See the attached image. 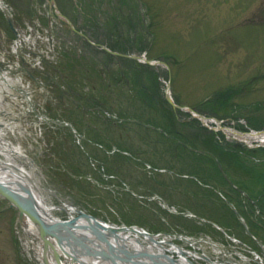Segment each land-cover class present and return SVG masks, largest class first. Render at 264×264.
<instances>
[{"label": "rangeland", "instance_id": "rangeland-1", "mask_svg": "<svg viewBox=\"0 0 264 264\" xmlns=\"http://www.w3.org/2000/svg\"><path fill=\"white\" fill-rule=\"evenodd\" d=\"M50 2L0 0L22 31L25 49L35 51L30 56L46 77L43 82L50 81L43 87L32 83L35 112L29 118L46 116L28 128L38 142L25 149L40 166L35 172L44 194L54 204L67 202L106 223L134 224L154 234L207 236L201 245L209 255H217L211 242L223 250L220 255L228 250L233 254L225 257L240 261L241 255L249 257V264H264V182L259 179L264 169L259 148L264 146L248 147L219 130L204 131L190 113L172 108L165 98L169 86L180 106L218 116L236 130L264 128V0ZM55 9L82 34L65 20L56 21ZM13 39L0 11V52L13 54ZM101 45L117 53L103 52ZM120 53L164 64L140 65ZM102 109L119 119L142 118L149 128L183 131L188 135L183 141L210 154L175 148L171 139L157 144L158 131L138 128L148 135L142 140L116 127L125 121L102 120L97 113ZM48 117L69 122L80 136ZM115 145L117 152L110 153ZM138 148L150 163L162 157L167 168L193 178L131 173L118 159L132 157ZM224 153L229 157L223 159ZM117 167L121 181L110 177L118 174ZM153 194L164 203L144 197ZM7 207L0 198V264H38L22 237L17 210ZM55 214L68 215L64 210Z\"/></svg>", "mask_w": 264, "mask_h": 264}, {"label": "bare ground", "instance_id": "bare-ground-1", "mask_svg": "<svg viewBox=\"0 0 264 264\" xmlns=\"http://www.w3.org/2000/svg\"><path fill=\"white\" fill-rule=\"evenodd\" d=\"M55 12V19L56 21H59L60 19L65 20L69 28L75 32V26L67 21L64 16L61 14H58L56 9ZM158 64V63H157ZM161 64V63H160ZM6 85L10 87V82H3V84L0 85V95L1 94H7ZM167 85V83H166ZM19 89H22L23 91H26V93L29 92V88L25 84L20 85ZM168 92V90H167ZM15 100V99H12ZM26 101H31V95L28 93L26 94ZM12 103L19 104V101H12ZM32 105V102H30ZM21 109V108H20ZM22 110H27L22 108ZM7 112L3 113V115H6ZM197 115V114H196ZM1 112H0V180L7 181L10 183H14L17 175L20 177H23L26 179L27 184L30 187V184L34 185L36 187V190H33L34 196L32 198L33 203L38 206L39 209L44 211L47 216H45V219L49 221V223L53 225H60L61 223L65 222V220L72 218L74 213L72 212V209L70 207V204L67 202H62L61 204L57 205L54 204L51 201V198L49 195L44 194V192L39 188L37 179L35 176L34 168H28L25 166L24 163H22V160L25 162L26 160H31L29 155H26L24 152L23 145L20 144L19 141H13L18 133H23L25 130V127L17 126L14 124L11 120L10 121H1ZM4 122V123H1ZM207 122V121H204ZM38 123V122H37ZM36 124V123H34ZM14 128H17L14 130ZM227 135V138L229 139H235L236 141H239L243 144H246L248 146H255V145H264V129H261L260 131H250L248 133L238 132L233 129L224 128L222 127ZM22 159V160H21ZM29 162V161H28ZM32 162V161H31ZM33 165V163H32ZM18 167L19 169H15V167ZM1 168H5L6 170H1ZM14 171V173L9 171ZM14 179V180H13ZM16 185L20 191L23 192L21 187L16 182ZM33 188V187H30ZM66 211L68 213L67 217H60L59 214H55V211ZM84 224L82 221L80 225ZM28 225V226H27ZM22 229V237L24 239L25 244L29 246V249L34 254L36 260L38 261V264H41V251L43 249V236L41 232L37 230V227L30 222H27L26 224H23ZM122 235H130L136 238L143 244L142 247H145L146 249L150 250L153 254L158 256V259L162 260L164 263H168L166 257H169L173 260H175L176 264H194L193 260L196 257L195 250H185L183 247L175 244L172 242L173 238L180 239L186 244H190L195 249V244H200L201 240H191L188 237L179 236V235H173V234H161V235H154L152 238L146 237L145 230L141 228H136L135 230H122ZM157 241V242H156ZM206 241V240H205ZM208 241V240H207ZM197 242V243H195ZM153 248V246H155ZM210 245H212L215 254L219 253V249L215 247L210 242ZM47 246L54 249L62 259H65V264L69 262H72L67 259V256L70 255V252L67 254L65 252L64 248L58 243L57 239L55 237H49V240L47 242ZM141 246L137 242H132V247L134 248H141ZM75 247H71L73 249ZM75 248L74 250H76ZM79 250V249H77ZM85 253V252H84ZM81 253L80 251H77L76 257L79 258V262L77 264H80L83 260V258H86V254ZM82 260V261H81ZM189 261V262H188ZM191 261V262H190ZM101 262V260L99 261ZM210 264H218L217 260H211L209 262ZM74 264V263H73Z\"/></svg>", "mask_w": 264, "mask_h": 264}, {"label": "water", "instance_id": "water-1", "mask_svg": "<svg viewBox=\"0 0 264 264\" xmlns=\"http://www.w3.org/2000/svg\"><path fill=\"white\" fill-rule=\"evenodd\" d=\"M50 3L54 5V0H51ZM7 21L11 25V21L9 19ZM76 32L81 35L80 31ZM103 48L114 54L116 53L105 47ZM129 57L148 64L162 63L155 59L142 60L135 55H129ZM165 98L174 109L195 112L193 108L176 104L169 95V92H167V89L165 91ZM219 168L222 170L220 165ZM0 194L10 202V205H14L17 208L19 218L27 215L34 222L37 230L41 232L43 236L42 254L44 264H52L51 260L54 261L53 264H65V259H62L54 249L47 246L50 236L57 239L67 254L70 252L67 259L69 258L72 262L68 261V264H77L79 262V258L76 257L77 251L81 253L85 252L84 254H86V258H83L85 261L81 260L82 262L80 264H176L175 260L169 257H166L169 261L168 263H164L158 259V256L145 247H142L143 244L136 236L121 234L122 230H135L137 228L136 226L109 225L102 222L99 218L83 211H77V215L65 220L60 225H53L45 219V216L40 212L37 205L33 203L31 197L1 182ZM82 221L84 224L80 225ZM144 235L150 238L153 237V234L146 232ZM133 240L140 246L142 245L141 248L132 247ZM71 247L79 250H74L75 248L71 249ZM100 260L101 262H99Z\"/></svg>", "mask_w": 264, "mask_h": 264}, {"label": "flooded vegetation", "instance_id": "flooded-vegetation-1", "mask_svg": "<svg viewBox=\"0 0 264 264\" xmlns=\"http://www.w3.org/2000/svg\"><path fill=\"white\" fill-rule=\"evenodd\" d=\"M70 92L71 93H75L73 90L70 89ZM95 113V112H93ZM115 118H116V121L115 122H124V125H119V126H116L117 128H121V127H126L128 128L129 130H131L132 132H134L136 135H139L142 137V140L143 139H146L148 137L147 134L143 135V133L140 132V130L138 128H142V130L144 129H148V130H154V131H158L159 132V136L158 138L155 140V142H157V144H165V139H168L170 141L173 140L174 142V145H175V148H178V146H180L181 148H183L184 150L188 151V152H191V153H197V154H201V155H209L210 153L206 150H201L199 151L198 149H195L194 147H192V145H190V143H188L187 141H183L182 139L184 137H187L188 138V135L185 134L183 131H180V130H177V129H174V131L172 132H166L165 130L163 129H159L157 127H148L147 125H144V119L142 118H126L125 120L123 119L122 121L121 120H118L119 118L115 115ZM127 122H129V124H127ZM118 125V124H117ZM194 128V127H193ZM201 131H203L201 129ZM205 131V130H204ZM140 132V134H139ZM170 133V134H169ZM193 138V136H192ZM162 139V140H161ZM172 142V141H171ZM116 150H118V147L115 145L114 147ZM114 151L115 153L117 151ZM144 150L138 148V150L136 151V153H131L132 154V157H125V156H121L118 160H123L126 165L128 166V170H131V173H140L142 175H146L147 178H156L157 175H160V174H165L166 172H175L176 170H172L170 168H167L166 167V164L163 160V158H159L160 162L159 163H150L149 160L145 159L144 157H141V155L144 154L143 152ZM130 153H128V155H130ZM164 154L165 153V149H163L161 152L158 151V154ZM209 158V157H208ZM209 159L213 160V157L211 156ZM163 160V162H161ZM148 166L149 169H146ZM118 169V174H115L113 173L112 177L118 179L119 181H121V179H119V168L117 167ZM180 170H177V172H175V174L177 176H180V177H191L193 178V176H191V174H180L178 173ZM130 175V174H129ZM127 175V177L129 176ZM132 186H129V188H126V191H129L131 194H134L136 195V193H134V191H131L132 189ZM146 197V195H145Z\"/></svg>", "mask_w": 264, "mask_h": 264}, {"label": "trees", "instance_id": "trees-1", "mask_svg": "<svg viewBox=\"0 0 264 264\" xmlns=\"http://www.w3.org/2000/svg\"><path fill=\"white\" fill-rule=\"evenodd\" d=\"M260 150H261V152L262 151H264V148H259ZM248 151H250V150H248ZM254 151V150H253ZM216 154H217V152H215ZM237 154H240V153H237ZM241 155V154H240ZM223 157V159H226V158H228L229 156H228V154H225L224 153V156H222ZM220 159V158H219ZM221 160V159H220ZM231 166V165H230ZM260 173V181H263L264 182V169L263 170H261V172H259ZM263 187H264V184H263Z\"/></svg>", "mask_w": 264, "mask_h": 264}]
</instances>
